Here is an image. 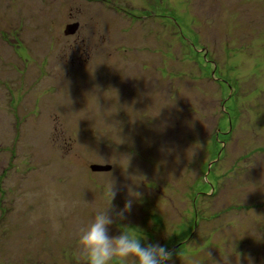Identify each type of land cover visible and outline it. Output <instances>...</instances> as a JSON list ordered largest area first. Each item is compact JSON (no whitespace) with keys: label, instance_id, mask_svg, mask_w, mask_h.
<instances>
[{"label":"rangeland","instance_id":"obj_1","mask_svg":"<svg viewBox=\"0 0 264 264\" xmlns=\"http://www.w3.org/2000/svg\"><path fill=\"white\" fill-rule=\"evenodd\" d=\"M110 182V236L264 264V0H0V264H82Z\"/></svg>","mask_w":264,"mask_h":264},{"label":"clouds","instance_id":"obj_2","mask_svg":"<svg viewBox=\"0 0 264 264\" xmlns=\"http://www.w3.org/2000/svg\"><path fill=\"white\" fill-rule=\"evenodd\" d=\"M118 190L110 182L107 207L99 211L86 226L79 228L77 254L82 264H168L173 253L159 243H142L147 239L141 231L123 227L119 235L110 236L109 227L127 220L135 201L143 193L130 188L123 208L112 203ZM57 230L58 224L53 225Z\"/></svg>","mask_w":264,"mask_h":264},{"label":"water","instance_id":"obj_3","mask_svg":"<svg viewBox=\"0 0 264 264\" xmlns=\"http://www.w3.org/2000/svg\"><path fill=\"white\" fill-rule=\"evenodd\" d=\"M77 24H73V25H68L66 27V31H65V34H72L73 32L76 31L77 29ZM90 169L93 171V172H107V171H110L111 167L110 166H101V165H92L90 166Z\"/></svg>","mask_w":264,"mask_h":264},{"label":"crops","instance_id":"obj_4","mask_svg":"<svg viewBox=\"0 0 264 264\" xmlns=\"http://www.w3.org/2000/svg\"><path fill=\"white\" fill-rule=\"evenodd\" d=\"M242 159V158H241Z\"/></svg>","mask_w":264,"mask_h":264}]
</instances>
